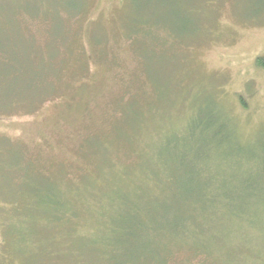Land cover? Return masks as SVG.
Returning a JSON list of instances; mask_svg holds the SVG:
<instances>
[{"label":"rangeland","instance_id":"374dc122","mask_svg":"<svg viewBox=\"0 0 264 264\" xmlns=\"http://www.w3.org/2000/svg\"><path fill=\"white\" fill-rule=\"evenodd\" d=\"M148 2L153 25L135 13L139 4L131 14L129 0H0V47L7 42L15 55L23 47L34 67L50 73L39 79L40 98L26 90L28 82L34 89L36 76L18 83L15 75L6 83L11 94L20 95L14 111L7 113L0 99V264H23L26 243L32 254L52 246L65 256L69 249V233H53L50 241L51 227L42 229L37 205L23 201L13 208L20 200L12 199L19 192L12 177L24 179L29 190L34 176L43 177L41 185L48 188L60 172L67 176L59 181L64 185L100 172L113 182L116 171L129 174L143 142L165 144L178 134L187 149L194 142L200 147L202 162L195 167L211 179L210 192L246 190L251 182L259 192L257 205L264 207V68L256 63L264 56V0ZM175 22L176 34H188L182 44L180 35L170 41L171 32L162 31ZM2 76L0 65V94ZM221 127L240 146L256 145L257 161L228 152ZM186 159L192 161L190 155ZM142 166L161 174L157 162L144 158ZM171 166L183 172L179 163ZM250 170L260 176L257 184L249 181ZM110 205L98 207L99 220L111 222ZM259 224L264 231V219ZM84 231L74 237L76 250L85 239H112ZM37 232L41 236L35 238ZM206 233L208 242L212 234ZM229 234L222 238L224 251L215 253L216 245L207 244L220 256L216 264H264V234L254 240L243 229ZM242 248L253 254L242 255ZM31 262L56 264L47 258Z\"/></svg>","mask_w":264,"mask_h":264},{"label":"trees","instance_id":"16d2710c","mask_svg":"<svg viewBox=\"0 0 264 264\" xmlns=\"http://www.w3.org/2000/svg\"><path fill=\"white\" fill-rule=\"evenodd\" d=\"M129 2L131 11L134 10L135 5L139 4V7L142 5L141 10L138 9L139 7L135 9L137 10L135 13L139 15L148 14L153 7L148 0H129ZM83 8L80 5L78 11ZM133 13L134 11L131 12ZM152 19L153 17L146 15L144 25H153ZM162 26L165 27L163 32H171V38L174 39L168 35L170 41L175 40L176 35L181 36L179 40L177 39L181 41L180 44L188 40V38L184 39L188 35L184 34L185 31L182 33L181 30V33L176 34L173 30L177 26L176 22ZM20 50L22 53L15 55L13 47L7 45V42L0 47V59L4 60L3 63L0 60L3 90L6 92L2 91L0 99L7 113L14 111L12 107L17 105L14 100L16 98L19 100L20 97V95L16 96V92L11 94L6 84L13 76H19L18 83L22 82L23 77L36 76L34 89L28 82L26 90L30 98H38V96L40 98L38 90L43 84L39 79L43 77V74L47 77L50 75V73H43V70H40L42 68L38 69V66L42 65L33 66L23 47H20ZM256 63L259 68H264V56L258 58ZM28 64L30 68L25 69L24 67ZM221 131L227 132L224 127H221ZM178 135L180 137L175 135V140L156 144L157 146L150 143L151 141L143 142L140 149L136 150L134 156L137 162L130 167L129 174H119L116 171V179L113 182L100 172L94 176L79 177L64 185L59 181L67 176L60 172V178L49 179L48 188L41 185L40 180L44 179L43 177L34 176L33 178L37 180H32L34 187L29 190L25 189L24 179L12 177L10 184L18 185L19 191L18 195L12 199L20 200L19 203H12L14 209L20 207L23 201L37 205L38 210L40 209V212L42 210V213L36 215L39 217L41 214L39 222L41 221L40 224L43 225L42 229L46 228L45 225L51 227L50 241L53 233L57 234L60 231L69 233L68 254L63 256L55 251L52 252L51 245L50 251L47 249L44 252L39 249L32 254L29 251V245L27 247L29 243H26L24 245L26 247L23 248L25 251L23 264H30L31 261L43 263L46 258L56 264H142L145 261V264H216V259L220 256L212 254L210 246L216 245L215 253L220 247L224 251L222 238H225V233L233 236L234 230L243 229L244 234H248L253 240L256 237L263 238L264 231L259 221L264 219V207L260 208L257 205L260 200L259 192L253 189V184L248 182L246 190H237L235 187V190L230 193L210 192L211 179L205 178L206 175L201 172L198 173V168L195 167L198 162H202L198 157L200 147L194 142L193 147L187 149L184 145L185 141H182V135ZM226 145L230 147L227 149L228 152L239 156V160L247 158L249 163L257 161L256 145L240 146L234 134L228 132ZM176 146H180V151L176 149ZM188 155L191 162L186 159ZM144 158L152 163L157 162L161 174L153 171L145 172L142 166ZM177 163L183 171L180 174H177L171 166ZM99 165L102 166L100 161ZM250 171L251 180L249 181H256L257 184L260 176H256L254 170ZM86 193L88 195L84 196L83 194ZM106 203L114 208L113 212H107V214L113 213L111 222L106 221V218L98 219V207ZM101 216L106 217L105 212ZM85 228L84 232L87 236L100 232L109 234L112 239L105 236H102V239L99 238L100 241H96L95 238L90 241L85 239L83 246L81 245L83 249L80 247L81 250H76L77 232H83ZM212 228L217 230H211ZM207 231H210L213 237L211 236L209 241L205 242ZM39 233L37 232L35 238L41 236ZM35 238L32 239L35 240ZM193 243L197 245L193 247ZM238 252L244 256L253 254L249 248L238 249ZM88 253L93 258L89 257ZM178 254L184 256L180 258ZM225 254L228 255V252ZM222 256L225 255L222 254ZM87 258L93 261L90 263Z\"/></svg>","mask_w":264,"mask_h":264}]
</instances>
